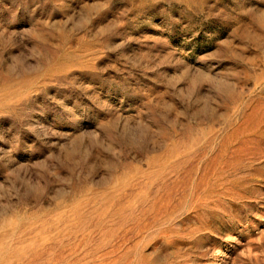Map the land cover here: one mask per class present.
Segmentation results:
<instances>
[{"label":"rangeland","instance_id":"rangeland-1","mask_svg":"<svg viewBox=\"0 0 264 264\" xmlns=\"http://www.w3.org/2000/svg\"><path fill=\"white\" fill-rule=\"evenodd\" d=\"M0 264H264V0H0Z\"/></svg>","mask_w":264,"mask_h":264}]
</instances>
